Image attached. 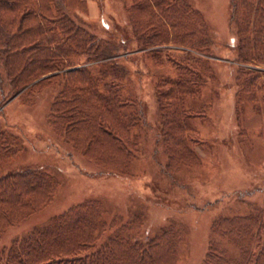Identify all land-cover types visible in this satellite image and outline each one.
<instances>
[{
  "label": "trees",
  "instance_id": "trees-1",
  "mask_svg": "<svg viewBox=\"0 0 264 264\" xmlns=\"http://www.w3.org/2000/svg\"><path fill=\"white\" fill-rule=\"evenodd\" d=\"M231 11L235 58L253 65H240L237 79H248L254 90L257 65L264 64V0H231ZM80 12H87L86 0H0V82L4 77L7 91L30 105L44 89H56L48 114L53 132L104 171L130 175L140 151L134 130L146 120L143 102L127 89L132 73L122 58L140 48L155 63L167 59L174 66L154 89L167 169L198 160L189 119L200 111L188 101L215 76L216 60L214 33L201 9L192 0H129L132 32L121 25L107 36L91 30ZM9 127L0 122V167L22 148ZM60 185L54 173L36 166L0 175V264H177L183 224L171 221L144 236V214L110 217L99 198L1 241L50 206ZM251 212L215 218L205 264H264V211Z\"/></svg>",
  "mask_w": 264,
  "mask_h": 264
},
{
  "label": "rangeland",
  "instance_id": "rangeland-1",
  "mask_svg": "<svg viewBox=\"0 0 264 264\" xmlns=\"http://www.w3.org/2000/svg\"><path fill=\"white\" fill-rule=\"evenodd\" d=\"M86 2L87 12L79 16L94 32L107 36L121 25L132 32L126 15L129 0ZM192 2L214 33L216 59L215 76L200 95L188 101L200 111L189 119L192 145L199 159L182 163L173 172L167 169L168 154L154 93L157 78L174 69L167 59L164 64L155 63L140 48L122 58L132 73L127 89L143 102L147 122L134 130L139 135L140 151L130 175L104 171L53 132L48 114L56 89H44L29 105L18 94L7 91L2 76L0 122L21 136L22 148L0 167V175L21 166H36L54 173L61 185L50 206L11 227L1 241L9 242L79 202L99 198L110 217L122 215L128 220L144 214V236L171 221L183 224L185 240L177 264H205L210 241L216 239L212 231L216 217L248 214L255 208L264 211V64L257 65L260 70L254 90L248 79L238 81L243 63L235 58L237 36L231 21V0Z\"/></svg>",
  "mask_w": 264,
  "mask_h": 264
}]
</instances>
